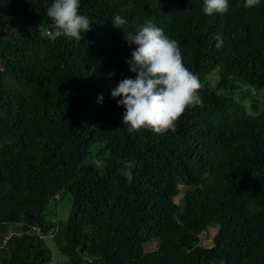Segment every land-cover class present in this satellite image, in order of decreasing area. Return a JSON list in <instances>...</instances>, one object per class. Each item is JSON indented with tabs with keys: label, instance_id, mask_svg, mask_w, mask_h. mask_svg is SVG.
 Returning a JSON list of instances; mask_svg holds the SVG:
<instances>
[{
	"label": "trees",
	"instance_id": "trees-1",
	"mask_svg": "<svg viewBox=\"0 0 264 264\" xmlns=\"http://www.w3.org/2000/svg\"><path fill=\"white\" fill-rule=\"evenodd\" d=\"M54 2L0 0V264H50L45 207L64 196L68 264H264V99L241 91L264 90V0L211 17L203 0H80V40L49 39ZM145 22L202 85L159 135L129 131L111 96Z\"/></svg>",
	"mask_w": 264,
	"mask_h": 264
},
{
	"label": "clouds",
	"instance_id": "clouds-1",
	"mask_svg": "<svg viewBox=\"0 0 264 264\" xmlns=\"http://www.w3.org/2000/svg\"><path fill=\"white\" fill-rule=\"evenodd\" d=\"M260 0H245L246 8H253ZM228 0H203L202 11L211 17L228 11ZM80 0H55L48 8L47 16L53 21L52 30H46L51 40L64 35L75 40L90 28L89 18L79 12ZM128 23L120 15L113 24ZM119 28V27H118ZM129 45L135 46L131 60L126 61L129 70L137 73L135 79L124 78L111 91L113 99L122 97L118 106L126 112L123 124L129 131L148 129L155 134L175 131V124L189 106L201 103L197 92L202 87L197 75L184 66L180 46L175 39L165 35L161 28L145 22L134 31L124 32ZM217 47L223 43L217 36ZM99 97L98 102H102Z\"/></svg>",
	"mask_w": 264,
	"mask_h": 264
},
{
	"label": "rangeland",
	"instance_id": "rangeland-1",
	"mask_svg": "<svg viewBox=\"0 0 264 264\" xmlns=\"http://www.w3.org/2000/svg\"><path fill=\"white\" fill-rule=\"evenodd\" d=\"M210 80L212 84H214L216 80V76L211 74ZM247 90L248 92H252V99H255L259 104L262 103L264 99V90H259L258 92L251 90L248 87L241 86V91L244 92ZM238 95H235V99H239ZM251 99L250 98H243L241 100L243 106L247 110V112L251 113ZM187 188L186 187H179L180 194H182ZM180 195L176 196L173 201L176 203ZM70 208V197L64 196L57 200L56 202H49L45 207V218L52 222V230L48 236L44 237L43 243L50 252V264H68L66 258L60 255L59 247L62 245L63 242V231H64V223L66 221L68 212ZM13 233L19 234L20 230L18 228L12 230ZM213 235V231L210 230L206 235L202 234V239H204V245H206L210 238ZM5 236L0 235V243L4 242ZM0 244V245H1Z\"/></svg>",
	"mask_w": 264,
	"mask_h": 264
},
{
	"label": "water",
	"instance_id": "water-1",
	"mask_svg": "<svg viewBox=\"0 0 264 264\" xmlns=\"http://www.w3.org/2000/svg\"><path fill=\"white\" fill-rule=\"evenodd\" d=\"M83 247H84V245H82V246H81V248H80L79 252H82V249H83Z\"/></svg>",
	"mask_w": 264,
	"mask_h": 264
}]
</instances>
